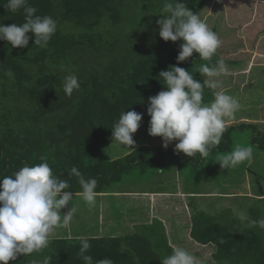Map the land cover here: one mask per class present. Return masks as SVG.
Here are the masks:
<instances>
[{"label": "trees", "instance_id": "16d2710c", "mask_svg": "<svg viewBox=\"0 0 264 264\" xmlns=\"http://www.w3.org/2000/svg\"><path fill=\"white\" fill-rule=\"evenodd\" d=\"M205 1L0 0V190L111 193L116 189H109L111 182L104 189V181L126 169L127 156L146 161L140 167L148 172L150 164L165 165L168 154L169 166L179 171L193 160L216 163L214 155L230 147L238 127H250V144L264 151V122L231 126L223 120L198 130L184 148L141 140L122 145L123 153L135 148L126 157L105 159L103 147L119 131L145 128L148 135L149 124L169 110L181 116L176 128L194 132V111L230 91L209 80L220 63L219 29L215 24L197 33ZM228 103L225 98L220 105ZM233 163L227 168H237ZM185 193L187 199L198 194ZM207 196L222 201L236 193ZM252 198L244 215L230 210V216L215 203L191 206V225L179 242L173 239L181 234L169 233L157 217L128 236H102L113 229L105 220L98 233L55 239L44 252L43 244L16 248L13 239L0 241V264H264V191Z\"/></svg>", "mask_w": 264, "mask_h": 264}, {"label": "rangeland", "instance_id": "374dc122", "mask_svg": "<svg viewBox=\"0 0 264 264\" xmlns=\"http://www.w3.org/2000/svg\"><path fill=\"white\" fill-rule=\"evenodd\" d=\"M245 9V4L241 2V0H206L203 8L199 11L196 22V31L199 35L207 33L215 24L218 25L219 29L216 33V41L219 43L216 51L220 57V63L217 68L209 74V80L217 85L218 90L222 87L226 89L228 86H230L231 89L228 92L224 91L222 96L219 95L215 103H210L208 106L204 104L200 106L196 112L194 111L196 130L192 133H188L186 129L176 128V122L181 116H178L175 109L166 111L163 115L161 114L156 118L154 123L152 122L149 124L148 135L144 133L145 128L143 131L140 130L139 132V129H135L134 127L127 132L119 131L117 134L118 136L110 140V143L103 147L106 156L105 159L108 158L107 161H112L118 157H126L127 153L134 152L135 148L123 153L122 145L136 146L137 142L141 140H145L143 144L147 146L163 145L167 147L173 145L174 147L184 148L186 145H189L197 131L204 128L206 124L208 127L205 131L211 130V122L214 121L221 122L224 120L225 125L231 124V126H235L237 125L236 123L245 121V117L253 118L250 112H253L256 118L252 121L263 119L262 122H264V70L259 67H254L250 74L251 78H253L254 85L248 84L242 91H238L237 87L232 86L230 82L231 70L240 67L235 63V61H239V59L235 58L236 54L233 53V51L237 50L241 41L239 40V29H232L229 31L227 30V23L231 28L233 27V25L230 24L231 20L241 23L243 19H241L240 16L246 13ZM247 18L249 19V17ZM227 58H230V60L234 62L226 64L225 61ZM237 77L241 79L245 77V75H238ZM215 89L217 88L215 87ZM231 92H233V95H231L233 99L238 95H240L242 99H248V102L244 103L247 111L239 113L236 111V109L239 110L236 107H226L223 104L222 106L220 105L225 98H227L230 103L231 100L229 96ZM224 93H227V95L223 97ZM229 127L230 126L227 128ZM232 133L234 140L230 147L224 153L214 155L218 157L216 163L209 158L203 159L199 163L193 160L190 165H185V167L179 171L169 166L172 157L168 154V156L165 157L166 164L163 163L165 165L161 167L164 172V174L161 175L158 173L157 165L152 166V164H150V172L146 171L145 168H141L140 166L146 167V161L140 160L139 157L136 158L137 156L132 159L134 156V154H132L131 157L127 156L125 162L122 160L126 165V169L114 179L107 178L104 181L105 184L103 188H108V183L111 182L109 189L123 190L134 187L137 190H143L159 186L163 190L187 191L188 193L197 192L198 194L195 195L196 197H194V199L191 198L187 200L186 197H171V200L175 202L174 206L176 209L183 207L186 210V212L181 210V212H176L174 214L168 213V221H163L166 227L169 225V233L175 231L181 234L174 237L173 241L176 242L184 239L182 236L184 235L183 229L191 225L190 217L194 210L191 206L198 205L199 207H209V203H215L218 209L229 208L228 215L230 216H232L230 210L236 215H244L248 206L254 201L252 196L255 197L254 195L259 194L261 190L264 191V151L257 147L258 145L250 144L248 140L251 133L250 127L243 131L239 130V127L233 128ZM59 149L62 150L63 148L60 147ZM62 151L68 152L69 150L63 149ZM136 151H138V148ZM211 153L212 152H210L209 155H211ZM95 156L97 155L93 154V158H95ZM134 161L138 163L136 164ZM231 161L234 162L233 164L237 165V168H227ZM175 165H177V163H175ZM117 172L118 170L116 173ZM23 190L34 189L24 188ZM225 192L236 193V196L223 197L220 202L215 200L217 198L207 196H216L219 195V193ZM88 193L92 195L98 194L91 188ZM244 194L250 196H242ZM103 197L105 199L116 197L118 198L117 201L120 203V206L123 208V212L131 210L130 205L133 202L130 200V197L127 195H117L114 194V192L103 194L99 199H95L94 196H85V194L72 197L68 196V201L67 198H65L67 204L63 207V212L60 214L62 217V226L57 227L53 225L49 229L50 235L48 241L50 242L45 243L46 245L49 244L47 249H52L54 247L56 244L53 243L55 239H65L72 235L88 236L93 233H98L105 219L102 212ZM262 200L264 202V199ZM189 201H191V205ZM80 202L86 204H81ZM186 203H188L189 209L191 207V214L187 209L188 206L186 205L187 208L185 206ZM205 211L216 212L211 209ZM188 230L189 228L186 232H188ZM4 232L5 229L0 228V238L4 239L2 244L5 245L7 244L5 241L10 240L11 236L10 233ZM117 233H120V230L115 232V229H108L100 234L102 236H108L109 234ZM56 234H60V236ZM37 245L41 246L40 244ZM44 247L45 245H42L43 252ZM35 248L37 249L38 247ZM43 252L42 255L44 257ZM205 252L209 253V250L206 249ZM209 264L218 263L212 259L209 261Z\"/></svg>", "mask_w": 264, "mask_h": 264}, {"label": "crops", "instance_id": "0c3cea01", "mask_svg": "<svg viewBox=\"0 0 264 264\" xmlns=\"http://www.w3.org/2000/svg\"><path fill=\"white\" fill-rule=\"evenodd\" d=\"M241 2H243L246 7V13L240 16L243 21L237 23L235 20H231L230 24L233 25L232 28L227 23L229 31L232 29H239L240 31L239 40L241 44L237 50L233 51V53L236 54L235 58L239 59L236 65L240 67L231 70L232 74L230 80L231 85L237 87L238 91H242L248 84L254 85L253 78H251L250 75L254 67H259L264 70V0H241ZM247 17H249V19ZM218 45L219 43L216 41V49ZM226 60H230V58ZM238 75H245V77L239 79L237 77ZM227 88L231 89L230 86ZM224 90H226L225 87H222L220 92ZM245 102H248V99H242L240 95H238L228 103V107H236L241 110V113L242 111H247L245 109ZM247 120L255 119L250 118ZM260 120L262 122L263 119ZM156 167L158 173L163 175L164 172L161 168L163 165L161 166L158 164ZM175 170L179 169L176 167ZM79 194L94 196L95 199H99L103 196V194L92 195L88 192L75 193L74 195L78 196ZM114 194L127 195L133 202L130 205L131 210L123 212V208L117 201L118 198H102V212L105 217L103 222L107 220L108 223L112 224V228L115 229V232L120 230V233L117 234L119 236L130 235L135 225L140 224L144 220L148 219L151 221L154 217H157L159 220L164 221L166 214L180 212L179 209L182 207L176 209L174 206L175 202L171 200V197L176 196L184 198L187 195V193L183 191L163 190L159 186L143 190H137L134 187L123 190L116 189L114 190ZM68 196H72V194L55 190L49 192L39 191V189L24 191L0 190V228L5 229L4 233H10V239L14 240L16 248L26 241L30 243L32 247L36 244L44 245L50 242L48 241L50 227L53 225L57 227L62 226V217L60 214L61 211H63V207L67 204L65 198H67L68 201ZM215 200L220 202L219 199ZM80 203L86 204L84 202ZM187 204L188 203H186L185 206ZM58 211H60V213H58ZM189 233L190 231H188V235ZM56 235L60 236V234ZM0 240L1 242L4 241L3 238H0Z\"/></svg>", "mask_w": 264, "mask_h": 264}, {"label": "clouds", "instance_id": "9594fccd", "mask_svg": "<svg viewBox=\"0 0 264 264\" xmlns=\"http://www.w3.org/2000/svg\"><path fill=\"white\" fill-rule=\"evenodd\" d=\"M247 119H250V118H248V117H247V118H244V120L248 121L249 123H251V122H255V121L247 120ZM207 127H208V126H207V124H206V125L204 126V128H202V130L205 131V130L207 129ZM198 132H199V131H198ZM195 136H196V135H194L192 139H194ZM162 146H163V145H162ZM171 146L174 147L173 145H171ZM176 148H178V147H176ZM135 163H136V162H135ZM136 164H137V163H136ZM255 195H256V194H255ZM255 195H254V196H255ZM189 237H191V236H189ZM169 243L171 244V241H170V240H169Z\"/></svg>", "mask_w": 264, "mask_h": 264}]
</instances>
